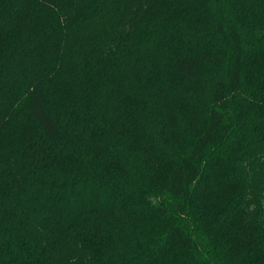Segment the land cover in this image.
I'll return each mask as SVG.
<instances>
[{"label": "trees", "instance_id": "16d2710c", "mask_svg": "<svg viewBox=\"0 0 264 264\" xmlns=\"http://www.w3.org/2000/svg\"><path fill=\"white\" fill-rule=\"evenodd\" d=\"M0 264H264V0H0Z\"/></svg>", "mask_w": 264, "mask_h": 264}, {"label": "rangeland", "instance_id": "374dc122", "mask_svg": "<svg viewBox=\"0 0 264 264\" xmlns=\"http://www.w3.org/2000/svg\"><path fill=\"white\" fill-rule=\"evenodd\" d=\"M145 141H147V140L145 139L143 142H145ZM150 143H152L151 147L153 148V150H157L158 143L156 145L155 144L156 141H153L152 139L150 140ZM158 147H159V145H158ZM160 150L162 151V149H160ZM162 154H164V153H162ZM163 156L166 158V154H164ZM158 162L159 161H158L157 157H154V158L152 157L149 164L156 165ZM161 170L162 169H160L159 171L157 170L158 172H160L159 173L160 177H162V174L164 173ZM154 188L156 189V187H154ZM157 222L160 225L161 222L160 221H157ZM159 225H157V223H153L152 221H151V223L150 222H146V223L144 222L143 226H145V228L140 232L139 237H133L130 239V241H131L130 245L133 246L136 244H147L146 240H149L150 237H152V235H154L155 238L156 237L159 238V234H161V229L163 228L162 226H159Z\"/></svg>", "mask_w": 264, "mask_h": 264}]
</instances>
